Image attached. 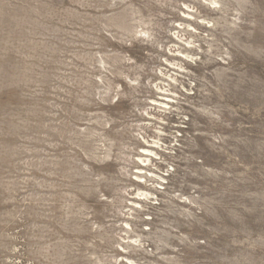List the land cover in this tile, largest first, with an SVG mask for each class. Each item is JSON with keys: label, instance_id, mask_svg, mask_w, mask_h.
<instances>
[{"label": "rangeland", "instance_id": "rangeland-1", "mask_svg": "<svg viewBox=\"0 0 264 264\" xmlns=\"http://www.w3.org/2000/svg\"><path fill=\"white\" fill-rule=\"evenodd\" d=\"M0 264H264V0H0Z\"/></svg>", "mask_w": 264, "mask_h": 264}, {"label": "bare ground", "instance_id": "bare-ground-1", "mask_svg": "<svg viewBox=\"0 0 264 264\" xmlns=\"http://www.w3.org/2000/svg\"><path fill=\"white\" fill-rule=\"evenodd\" d=\"M215 3V2H214ZM216 4V3H215ZM189 17V16H188ZM189 26V25H188ZM180 52V51H179ZM146 152H149V151H146ZM147 160V159H146ZM131 229V228H130Z\"/></svg>", "mask_w": 264, "mask_h": 264}]
</instances>
